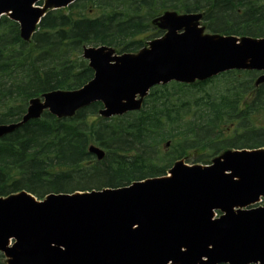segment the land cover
<instances>
[{
	"label": "water",
	"instance_id": "water-1",
	"mask_svg": "<svg viewBox=\"0 0 264 264\" xmlns=\"http://www.w3.org/2000/svg\"><path fill=\"white\" fill-rule=\"evenodd\" d=\"M74 1L44 0L39 7L38 0H0V15L17 21L28 40L46 10ZM200 17L164 12L154 20L164 35L137 53L84 48L93 78L78 90L30 100L21 121L0 125V136L46 108L57 117L96 100L103 116L138 109L151 86L170 80L257 69L256 84L264 82V38L204 33ZM89 152L104 156L94 146ZM168 173L121 188L51 193L43 201L25 191L0 197L7 264H264V205L246 208L264 196V149L227 150L210 165L180 160ZM213 209L224 215L212 218Z\"/></svg>",
	"mask_w": 264,
	"mask_h": 264
},
{
	"label": "trees",
	"instance_id": "trees-1",
	"mask_svg": "<svg viewBox=\"0 0 264 264\" xmlns=\"http://www.w3.org/2000/svg\"><path fill=\"white\" fill-rule=\"evenodd\" d=\"M164 10L202 11L211 32L264 36V0H77L47 11L28 42L18 24L2 16L0 124L20 120L33 97L89 81L93 71L81 57L83 45L137 51L161 34L150 22ZM228 73L233 79L216 96L191 98L184 92L190 86L172 82L155 86L141 110L120 117H99L101 104L94 102L72 118L45 112L28 121L0 138V195L26 190L43 198L118 187L163 175L192 150H201L197 159L204 161L224 148L264 146V87L247 92L254 71L246 72L247 84L240 72ZM90 144L106 151L102 160L88 153Z\"/></svg>",
	"mask_w": 264,
	"mask_h": 264
},
{
	"label": "rangeland",
	"instance_id": "rangeland-1",
	"mask_svg": "<svg viewBox=\"0 0 264 264\" xmlns=\"http://www.w3.org/2000/svg\"><path fill=\"white\" fill-rule=\"evenodd\" d=\"M205 33H209V32L205 29ZM231 79H233V74L220 75L216 78H212L210 81H208L205 84L197 85V83H195V84H192L194 85L192 87H184V92H186V95L191 96V98H196V97H201V96L207 97L210 94L216 96V95H219L221 92H226V88L228 84L231 82ZM169 90L170 92L179 91L176 87H172L171 85H169ZM200 151L201 150H192L189 153V155H187V158L183 159V161L186 162L187 164H204L196 160L197 158L196 156ZM215 156L213 155L209 157L208 162H210L212 158Z\"/></svg>",
	"mask_w": 264,
	"mask_h": 264
},
{
	"label": "bare ground",
	"instance_id": "bare-ground-1",
	"mask_svg": "<svg viewBox=\"0 0 264 264\" xmlns=\"http://www.w3.org/2000/svg\"><path fill=\"white\" fill-rule=\"evenodd\" d=\"M230 17V16H229ZM21 119V118H20Z\"/></svg>",
	"mask_w": 264,
	"mask_h": 264
}]
</instances>
